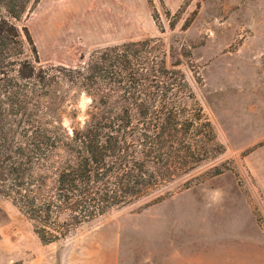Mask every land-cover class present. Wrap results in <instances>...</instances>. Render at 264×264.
<instances>
[{
	"label": "rangeland",
	"instance_id": "rangeland-1",
	"mask_svg": "<svg viewBox=\"0 0 264 264\" xmlns=\"http://www.w3.org/2000/svg\"><path fill=\"white\" fill-rule=\"evenodd\" d=\"M20 24L47 65L162 36L225 151L163 190L164 200L112 210L64 242L42 244L0 199V264H152L164 244L172 264H264V0H39ZM89 102L80 95L76 120ZM216 165L222 174L194 180Z\"/></svg>",
	"mask_w": 264,
	"mask_h": 264
},
{
	"label": "trees",
	"instance_id": "trees-1",
	"mask_svg": "<svg viewBox=\"0 0 264 264\" xmlns=\"http://www.w3.org/2000/svg\"><path fill=\"white\" fill-rule=\"evenodd\" d=\"M38 1L0 0V199L47 245L112 210L164 200L163 190L225 148L162 36L42 64L20 24ZM81 94L90 102L79 121Z\"/></svg>",
	"mask_w": 264,
	"mask_h": 264
},
{
	"label": "crops",
	"instance_id": "crops-1",
	"mask_svg": "<svg viewBox=\"0 0 264 264\" xmlns=\"http://www.w3.org/2000/svg\"><path fill=\"white\" fill-rule=\"evenodd\" d=\"M166 245H167V244H164V246H163V250H162V253H161L162 256H163V258H164V259H163V262H162V261H161L162 263L160 262V257H162V256H160V254H158V256H157V258H156V261L153 260V261L151 262L152 264H172L171 260H167V259H165V257L168 256V254L166 253V251H167V250H166ZM111 260L113 261L112 263L115 262V259H114V258H112ZM174 264H175V263H174ZM179 264H180V263H179Z\"/></svg>",
	"mask_w": 264,
	"mask_h": 264
}]
</instances>
